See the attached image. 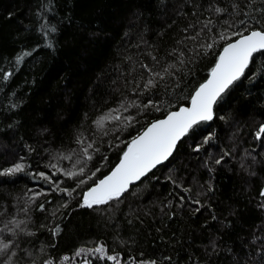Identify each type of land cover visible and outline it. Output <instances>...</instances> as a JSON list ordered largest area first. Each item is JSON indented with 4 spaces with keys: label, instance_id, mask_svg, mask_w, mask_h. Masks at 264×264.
I'll return each mask as SVG.
<instances>
[{
    "label": "trees",
    "instance_id": "obj_1",
    "mask_svg": "<svg viewBox=\"0 0 264 264\" xmlns=\"http://www.w3.org/2000/svg\"><path fill=\"white\" fill-rule=\"evenodd\" d=\"M256 9L264 0H0V171L25 166L0 175V241L11 245L0 264L12 252L10 264H117L87 252L98 246L119 264H264V52L167 161L119 200L80 206L133 138L188 105L241 20L264 27Z\"/></svg>",
    "mask_w": 264,
    "mask_h": 264
},
{
    "label": "snow or ice",
    "instance_id": "obj_2",
    "mask_svg": "<svg viewBox=\"0 0 264 264\" xmlns=\"http://www.w3.org/2000/svg\"><path fill=\"white\" fill-rule=\"evenodd\" d=\"M216 11L219 13L222 9L217 8ZM256 11L264 10L256 9ZM244 15L248 16L249 14L245 12ZM211 23V21H208L204 26L208 27ZM239 23L245 25L244 30L234 32L233 35L238 36V39L227 43L223 47L216 60L215 66L211 69L208 80L201 84L192 95L190 102L191 107H180L179 111L170 112L165 119L157 120L150 124L143 133L133 138L127 145V150L123 152L119 164L116 165L110 174L104 176L103 179H99L98 182L94 181V185L83 193L81 207L93 208L94 206L108 204L112 200H119L121 196L129 190L130 185L141 180L142 177H145L146 174L156 168L157 165L167 161L176 150L178 142L193 131L195 126L201 122H207L213 119L214 105L224 98V94L230 89V86L240 81L241 78L245 76L246 69L249 68L250 63L254 60V54L264 52V27L251 28L250 22L245 20H241ZM255 23L260 24L261 21L256 19ZM250 28L251 30H249ZM53 30H55L54 27ZM197 36H199V33H197ZM220 38L223 40L225 36L221 34ZM193 39H195V37H193ZM204 47L210 49L214 47V44H208ZM27 55H29V53L18 55L16 57V63H21ZM152 58L153 60L156 59V57ZM142 67L153 76H158L163 79V75L153 72L150 66L142 65ZM169 67H175V65H169ZM164 72L167 73L168 69L165 68ZM11 75V72H6L3 74V79L6 81L10 79ZM156 86L154 81L149 79L145 83L144 88L150 89ZM152 104L153 101L149 100L148 104L144 105V107L146 108ZM108 118V115L100 117L95 122L97 127L103 128L104 122ZM112 119H119V117H112ZM262 134H264V124L260 126L256 133L257 139H260ZM210 139V136L205 137L203 143H208ZM77 142H81L79 137L77 138ZM93 144L94 142L87 143L82 149L83 155L87 160L93 159L92 154L89 153V149H93ZM202 147L203 144H198L193 148V151L199 152ZM95 151H99V149H95ZM77 162L79 163V161ZM220 162V160H216L217 164ZM51 167L56 168L57 166L53 164ZM24 168L25 166L23 164L17 163L13 167L0 171V175L8 176L21 173L24 171ZM57 171H59V169H57ZM97 171H99V169H97ZM83 173L84 168L81 167L79 173L65 171L63 175L68 178H73ZM38 175L42 179H49V177L45 176L42 172ZM95 175L96 173L93 172L92 176ZM89 179H91V177H89ZM84 183H86L85 180H80L77 187ZM57 188H59L58 185ZM59 191L67 192V194L71 196L74 189L69 191L59 188ZM36 195L38 194L29 197V200L34 201ZM260 195L264 196V190L261 191ZM180 199L183 201L184 197L182 196ZM193 203L199 204L200 202L197 200L193 201ZM261 207H264V204H262ZM40 209L44 210L43 204L40 205ZM196 211H199V208H197ZM9 223L12 222L10 221ZM16 226L19 227V224ZM5 228H7V225H5ZM57 230L53 231V235L56 234ZM0 231H3V229H0ZM10 246V242L5 243L0 241V257L9 253ZM85 251L86 250L82 248L78 250L75 255L80 256L82 253H85ZM105 251L104 246H98L94 249L87 250L89 253L94 252L98 254L101 259L106 258L108 261H116L117 264H119L116 256L107 255L105 257ZM14 255L15 252H12L7 260L2 261V264H10L12 256ZM68 259V257H64L65 261ZM45 264H51V262L46 261ZM83 264H90V261L85 258ZM151 264H155V262H151Z\"/></svg>",
    "mask_w": 264,
    "mask_h": 264
},
{
    "label": "water",
    "instance_id": "obj_3",
    "mask_svg": "<svg viewBox=\"0 0 264 264\" xmlns=\"http://www.w3.org/2000/svg\"><path fill=\"white\" fill-rule=\"evenodd\" d=\"M237 39H238V38H237ZM235 40H236V39H235ZM235 40H233V41H235ZM233 41H231V42H233ZM229 43H230V42H229ZM222 49H223V48H222ZM222 49H221V51H222ZM221 51H220V52H221ZM220 52H219V54H220ZM219 54H218V56H219ZM217 58H218V57H217ZM216 60H217V59H216ZM215 63H216V62H215ZM214 66H215V64H214ZM214 66H213V67H214ZM213 67H212V68H213ZM210 72H211V71H210ZM210 72H209L207 78H206L201 84L205 83V82L208 80L209 75H210ZM201 84H200V85H201ZM200 85H199V86H200ZM199 86H198L197 88H199ZM197 88H196V89H197ZM195 91H196V90H195ZM195 91L193 92V94L195 93ZM193 94H192V95H193ZM191 97H192V96H191ZM190 102H191V98H190V100H189L188 105H184V106H181V107H191V103H190ZM179 109H180V108H178L177 110H174V111H179ZM172 112H173V111H172ZM168 114H169V113H168ZM168 114H167V115H168ZM167 115H166V116H167ZM166 116H165L164 118H161V119H158V120L165 119ZM156 121H157V120H156ZM156 121H154V122H156ZM154 122H152V123H154ZM152 123H151V124H152ZM148 126H149V125H148ZM148 126H147V127H148ZM147 127L145 128V130L147 129ZM145 130H144V131H145ZM144 131H143V132H144ZM143 132H142V133H143ZM126 150H127V149H126ZM126 150H125V151H126ZM121 157H122V156H121ZM120 159H121V158H120ZM120 159H119V161L115 164V166L110 170V172L116 167L117 164H119ZM163 163H164V162H163ZM160 165H161V164H160ZM158 166H159V165H157V167H158ZM154 169H155V168H154ZM152 170H153V169H152ZM152 170H151V171H152ZM110 172H109L107 175H109ZM147 174H148V173H147ZM147 174H146V175H147ZM107 175H106V176H107ZM103 178H104V177H103ZM103 178H102V179H103ZM142 178H143V177H142ZM142 178H141V179H142ZM139 181H140V180H139ZM139 181L134 182L132 185L136 184V183L139 182ZM130 186H131V185H130Z\"/></svg>",
    "mask_w": 264,
    "mask_h": 264
}]
</instances>
